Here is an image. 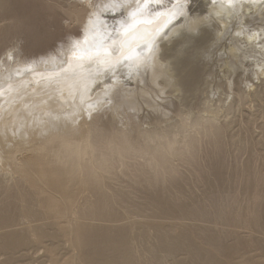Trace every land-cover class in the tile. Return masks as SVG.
Returning a JSON list of instances; mask_svg holds the SVG:
<instances>
[{
  "label": "bare ground",
  "instance_id": "6f19581e",
  "mask_svg": "<svg viewBox=\"0 0 264 264\" xmlns=\"http://www.w3.org/2000/svg\"><path fill=\"white\" fill-rule=\"evenodd\" d=\"M262 15L264 0H0V251L67 226L83 264H216L234 222L264 224V154L243 118L229 137L261 95L239 39Z\"/></svg>",
  "mask_w": 264,
  "mask_h": 264
},
{
  "label": "rangeland",
  "instance_id": "374dc122",
  "mask_svg": "<svg viewBox=\"0 0 264 264\" xmlns=\"http://www.w3.org/2000/svg\"><path fill=\"white\" fill-rule=\"evenodd\" d=\"M236 23L239 26L240 20L235 22V24L232 23V25L234 24L233 26L230 25L227 27L228 29L227 28L225 29L224 34H223L224 35L223 36V39H224L223 43H225V42L230 43L231 42L230 41L231 39H229L230 34L235 31L234 29L237 27ZM243 24H242V27H241V24L239 26L243 30V34L241 35L239 42L244 49L251 51L247 55L245 63H244V66L246 69L244 88L248 89V90L251 89L252 92H254L255 90H261V95L259 96L261 98L253 96V97H249L246 99V101L243 105L244 107H242V109L240 111V112H244V113H242V114L240 112L236 113V115L238 116L239 122L236 121V124L233 123L229 127V137H230V140H234L238 136V131H237L239 129L238 124L242 122V118H243V120H245L246 123L250 126V132H251V135H253L255 147H258V151L259 152L261 151L260 153L264 154V138H263L264 137V115L262 114L263 113L262 109L264 107V69H263L264 68V65H263L264 64V52L262 49V45L264 44V15H262L260 17L252 18L248 22L243 21ZM239 27H237V28H239ZM254 32H256V33H254ZM258 32H261L262 34L258 33ZM63 38H65V37H61V39H60L61 41L59 40L57 42L58 45L59 44L60 45L65 44L64 42L67 41V40H65L67 38L62 40ZM262 69H263V71H262ZM225 97L226 96H224V98ZM252 112L257 114L255 116V118H256V121L260 124L255 123L256 121L253 120V113ZM243 114H244V116H243ZM251 117H252V119H251ZM257 126H259L260 129ZM258 129L261 131L258 132L257 131ZM257 132L260 134H258ZM261 137H262V140H261ZM260 146H262L263 148ZM22 155L25 159L22 157ZM22 155H19L18 161L26 160V159H29L32 157L31 154L29 155V153L28 154L24 153ZM115 172L117 174L123 173L118 167H116ZM243 204L242 205H243L244 209H246L249 205L247 200H245ZM165 222L167 224V227L170 230H173L176 232L180 230L179 225L175 224L173 221L166 220ZM261 223H262V221L259 223V225L254 227L255 228L254 230L257 231V232H255L252 227H250L249 225L244 224L242 222H241V224L236 223V226H237V228H236V226L234 225L235 224V222H234V224L230 226V229L237 230V232H239V233L236 234L237 233L236 232L234 235L227 238L229 240L224 241L226 243H224V244L222 243L221 247H222L223 251H221V249H220L221 247L215 248L212 246L213 247L212 248L211 246H209L210 249H212L213 251L209 250L208 254L213 255L212 257L215 259V261H217L216 264H219V263H221V264H264V248H263L264 242H262L264 240V224L262 223V225H263V227H262ZM61 225L63 227L66 226V222L64 219H62ZM245 225L249 227V230H250L249 232L247 231L248 228ZM244 227L247 228V230L244 229ZM65 228H66V234H64L63 236L48 237V238L42 237V239H40L39 242L34 241V242L27 243V244H22V245L18 246L16 249L1 250L0 251V264H83L84 252L85 253L88 252L89 254H92L93 251L88 250L87 247H86L87 250H83L81 247V240L79 238H77V240H76V238L70 234V230H68L69 228L67 226ZM239 229L242 231H240ZM49 230L53 231L54 227L51 226ZM246 232L249 233L250 235L247 234ZM240 233H241V235H240L241 237L238 236ZM252 233H255L256 237ZM236 235L238 236V238H236L237 237ZM243 235L245 236L244 238H242ZM259 236H261V237H259ZM255 238H257V239H255ZM227 242H228V244H227ZM252 242H253V244H252ZM254 242H256V243H254ZM236 243H237V245H236ZM238 243L240 246H238ZM75 244L78 245L80 252L75 250V248H74ZM259 247L260 248L262 247V248L260 249ZM17 249H18V251H17ZM218 249L220 250V252L218 251ZM216 251L218 254L219 253H220V255L222 254V256L219 255L221 258L218 257L217 253L215 254ZM237 251H239V252H237ZM6 255H8V256H6ZM180 257L185 258L186 252L183 251L180 254ZM10 259H11V261H10ZM87 264H90V263H87Z\"/></svg>",
  "mask_w": 264,
  "mask_h": 264
},
{
  "label": "snow or ice",
  "instance_id": "6c2138e0",
  "mask_svg": "<svg viewBox=\"0 0 264 264\" xmlns=\"http://www.w3.org/2000/svg\"><path fill=\"white\" fill-rule=\"evenodd\" d=\"M145 7H147V5H145ZM131 15L135 17L136 13H132ZM138 22H143V21H138ZM130 27H131V26H130ZM115 51H116V52H119L120 49L117 48ZM108 54L111 55L112 53H108Z\"/></svg>",
  "mask_w": 264,
  "mask_h": 264
}]
</instances>
